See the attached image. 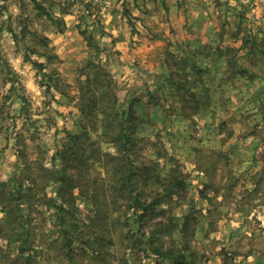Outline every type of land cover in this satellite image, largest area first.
Returning <instances> with one entry per match:
<instances>
[{
	"label": "rangeland",
	"instance_id": "374dc122",
	"mask_svg": "<svg viewBox=\"0 0 264 264\" xmlns=\"http://www.w3.org/2000/svg\"><path fill=\"white\" fill-rule=\"evenodd\" d=\"M167 1L123 0L129 25L116 37L112 25H102L110 0L46 1L50 11L77 12L80 25H45L29 12L2 25L0 15V183L21 175L26 163L33 172L37 163L61 168L57 154L70 145L115 155L116 133L102 126V108L129 117L141 200L150 202L158 187L168 194L175 177L183 182L162 198L165 213L135 214L133 204L112 198L102 162L90 184L70 170L74 209L32 210L33 264H264V6L228 0L226 18L241 24L220 26L242 48L227 47L225 72L208 74L222 64L186 58L163 37L169 30L143 29L146 17L147 25H169ZM156 175L165 186L148 185ZM59 186L48 195L58 197ZM11 233L0 234V264H25L18 242L7 248Z\"/></svg>",
	"mask_w": 264,
	"mask_h": 264
},
{
	"label": "trees",
	"instance_id": "16d2710c",
	"mask_svg": "<svg viewBox=\"0 0 264 264\" xmlns=\"http://www.w3.org/2000/svg\"><path fill=\"white\" fill-rule=\"evenodd\" d=\"M32 62L39 69L45 70V65L43 63ZM106 96L107 95L104 94L100 99L103 100ZM96 97H94V99ZM101 110L102 114L105 116L102 119V126H106V129H112V131L116 133L111 140L117 151L115 155L108 152L90 151L89 147H86L82 143L77 149L70 145L67 147V150H62L57 154L63 162L61 168H49L37 163V170L33 172V169L29 166L31 164L26 163L21 175L15 176L7 182L0 183V187H2V190H0V207L2 208L1 213L3 214V218L0 219V222L3 224L0 225V234L7 230L8 232L11 231L12 235L15 232L16 236L13 238L14 242L10 241L7 248H11L15 245L14 243L18 242L16 243L18 244L16 245L18 249L17 258L25 261V264H33L34 255L32 253L38 250L35 240H32L31 237L33 234L28 230V221L32 219V210L34 211L35 209L37 212H43V208H46L47 211L53 208L58 210L59 214H62L64 212L70 213L71 210L74 209L76 201L74 195L70 193L71 189L75 186L73 177L68 174L70 170L77 171V176L83 180L85 184H90L91 179L87 177L97 169V164L102 162V172L106 173L114 183L109 191L112 198L119 201L124 200L128 204H133L130 205L129 208L134 210L135 214L138 210L143 211L145 214L149 212L157 215L165 213V209H161L165 204L162 198L169 197L171 194L173 195L174 188H181L180 184L183 182L175 177L173 178L175 183L172 184V189L168 194L162 195L159 191L160 187H158L155 191H150V196L152 198L150 202L141 200L143 194L136 193L139 185L135 184L133 180L135 173L131 154L133 153V146L135 145L134 140L128 133L127 124L129 123V117L125 118L127 115L125 113H119L116 108L109 116H107V110L104 108ZM107 120L111 121L106 124L105 121ZM69 137L75 141H80L81 139L76 136ZM38 178L42 179L41 182H43L44 185L38 183ZM154 178V180L153 177L146 180L150 187H153L155 184L161 186L166 185L164 179H162L160 175H156ZM59 184L60 186L56 193L58 197H50L47 193V189L52 185ZM35 189H40L42 195H36L34 192ZM68 193L70 197L67 195ZM152 194H154V196ZM94 198H97V196ZM25 208L28 210H24ZM59 216L60 219L63 218V215ZM61 226L62 230H64V238L67 244L71 246L74 242L72 241L74 237H71L70 233L65 232L70 229V227L66 225L63 219ZM76 238L81 240L80 235H77Z\"/></svg>",
	"mask_w": 264,
	"mask_h": 264
},
{
	"label": "crops",
	"instance_id": "0c3cea01",
	"mask_svg": "<svg viewBox=\"0 0 264 264\" xmlns=\"http://www.w3.org/2000/svg\"><path fill=\"white\" fill-rule=\"evenodd\" d=\"M46 1L49 0H0V6H2L0 15H3L2 19L5 20L2 25H10V21L25 16L27 12L35 14L37 19H39L37 21L45 25H49V21L53 24V20H60V24L62 25H80V23L77 22V12L66 10L60 5H57L59 7L57 9L55 5L52 7V11H50L46 9ZM54 1L59 3L61 0ZM110 1L114 7L110 9L111 14L110 11L107 12L108 20L105 23L102 22V25H112L111 29L116 37L120 33V28L124 27V25H129V23L128 19H126L122 13L121 6L123 0ZM118 2L120 5L117 7L116 4ZM167 3L171 14V16L168 17L171 19V22H168L169 25H147L148 17H146L145 19L141 18L143 29L149 30L152 28L155 31L158 27L161 31L169 30L170 32L163 37H170L168 40H173L177 49H181V52L187 56L186 58L195 60L199 57L201 60L200 62H204V64H222V67H210L208 74H212L211 71L225 72L226 69L224 66L225 64L229 66L228 63L230 59L226 56L224 50L231 45L238 49L242 48L241 40L234 43L228 36L229 31L222 30L223 28L220 26L241 24L235 21L236 18L234 17L233 19L230 17L226 18L228 0H168ZM62 6H64V3ZM49 12H52V14L50 15ZM24 13L25 15H23ZM260 15V11H255V16H257V18ZM46 17L48 18L42 21V19ZM29 25H35V23H30ZM123 40L124 39H115V42H118V44L125 43L121 42ZM125 40L130 41L131 34H128ZM117 50H121L122 52L124 49ZM242 56L240 52L238 58ZM231 71H233L232 68ZM243 72L247 73V71Z\"/></svg>",
	"mask_w": 264,
	"mask_h": 264
},
{
	"label": "built area",
	"instance_id": "2783aa9c",
	"mask_svg": "<svg viewBox=\"0 0 264 264\" xmlns=\"http://www.w3.org/2000/svg\"><path fill=\"white\" fill-rule=\"evenodd\" d=\"M234 1L244 6H252V5H263L264 6V0H234Z\"/></svg>",
	"mask_w": 264,
	"mask_h": 264
}]
</instances>
